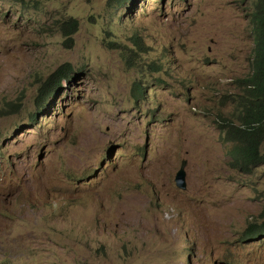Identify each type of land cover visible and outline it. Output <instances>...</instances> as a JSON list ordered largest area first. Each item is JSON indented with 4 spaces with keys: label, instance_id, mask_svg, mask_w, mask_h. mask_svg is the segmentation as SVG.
I'll return each mask as SVG.
<instances>
[{
    "label": "rangeland",
    "instance_id": "1",
    "mask_svg": "<svg viewBox=\"0 0 264 264\" xmlns=\"http://www.w3.org/2000/svg\"><path fill=\"white\" fill-rule=\"evenodd\" d=\"M251 3L0 0V264H264V236L242 237L264 160L237 168L218 117L250 72Z\"/></svg>",
    "mask_w": 264,
    "mask_h": 264
},
{
    "label": "trees",
    "instance_id": "2",
    "mask_svg": "<svg viewBox=\"0 0 264 264\" xmlns=\"http://www.w3.org/2000/svg\"><path fill=\"white\" fill-rule=\"evenodd\" d=\"M249 21L253 40L250 72L236 80L238 92L232 100L234 109L231 115L218 114V117L221 116L223 139L231 143L229 156L240 169L260 164L264 160V0H252ZM59 29L64 36V44L71 46L72 35L78 30L77 19L69 17L59 25ZM128 41L141 49L137 35L129 37ZM108 46L125 54L127 62H133L134 56L139 55L117 41L108 43ZM149 66L154 70L159 68L153 61ZM71 71L70 63L65 62L41 82L34 99L38 109H43L47 100L62 90ZM258 236H264V220L260 224H248L242 235L245 240Z\"/></svg>",
    "mask_w": 264,
    "mask_h": 264
},
{
    "label": "water",
    "instance_id": "3",
    "mask_svg": "<svg viewBox=\"0 0 264 264\" xmlns=\"http://www.w3.org/2000/svg\"><path fill=\"white\" fill-rule=\"evenodd\" d=\"M185 164H186V161L183 160L180 164L179 170L176 172L175 177H174V182L176 186L180 189L186 188V179H185V171H184Z\"/></svg>",
    "mask_w": 264,
    "mask_h": 264
}]
</instances>
